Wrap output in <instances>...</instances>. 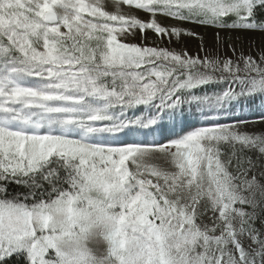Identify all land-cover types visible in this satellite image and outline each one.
Wrapping results in <instances>:
<instances>
[{
    "label": "snow or ice",
    "instance_id": "obj_1",
    "mask_svg": "<svg viewBox=\"0 0 264 264\" xmlns=\"http://www.w3.org/2000/svg\"><path fill=\"white\" fill-rule=\"evenodd\" d=\"M186 24L264 0H0V264H264V48Z\"/></svg>",
    "mask_w": 264,
    "mask_h": 264
},
{
    "label": "rangeland",
    "instance_id": "obj_2",
    "mask_svg": "<svg viewBox=\"0 0 264 264\" xmlns=\"http://www.w3.org/2000/svg\"><path fill=\"white\" fill-rule=\"evenodd\" d=\"M199 32L198 38H193L185 42V45L191 52H198L202 56L205 55V51L208 52L218 51L221 55L231 56V49L228 47L229 44L240 51L248 52L250 49L264 48V32L254 31H238V30H203L197 28ZM149 140L152 137H148ZM157 139H162L157 136Z\"/></svg>",
    "mask_w": 264,
    "mask_h": 264
},
{
    "label": "trees",
    "instance_id": "obj_3",
    "mask_svg": "<svg viewBox=\"0 0 264 264\" xmlns=\"http://www.w3.org/2000/svg\"><path fill=\"white\" fill-rule=\"evenodd\" d=\"M109 9L111 10V5L109 3ZM184 27L198 33V36H184L183 39L181 40L180 43H176L175 41L172 42V44H168L167 41H164V44L168 47H174L177 48L178 50L183 48L185 50H187V52L192 55V56H196L197 54H199L200 56H202L200 53L198 52H191L189 50V48L185 45V42L193 39V38H198L199 37V32H197V28H201L205 31H209V30H217V31H224V30H231V29H218L212 26H205V25H193V24H186L184 25ZM241 31V30H238ZM244 32H248V31H244ZM256 32V31H254ZM259 32V31H258ZM154 41V37L151 36L149 37V42H153ZM133 42H139L138 40L133 41ZM227 85H220L221 88L226 87ZM219 90V89H217ZM264 111V101H261L260 99H257L254 103L249 104L247 102L244 103V105L238 106L235 110L234 115L235 116H242L246 119H252L258 115H260V113ZM261 129H264V125H255V126H250V130L252 131H260Z\"/></svg>",
    "mask_w": 264,
    "mask_h": 264
}]
</instances>
